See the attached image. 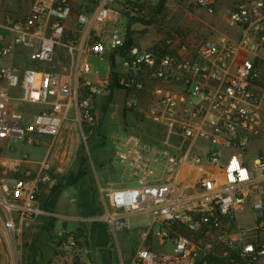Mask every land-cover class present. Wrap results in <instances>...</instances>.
Here are the masks:
<instances>
[{
    "label": "built area",
    "instance_id": "1",
    "mask_svg": "<svg viewBox=\"0 0 264 264\" xmlns=\"http://www.w3.org/2000/svg\"><path fill=\"white\" fill-rule=\"evenodd\" d=\"M156 1L31 0L27 10L3 15L0 58L22 49L42 63L0 65V250L7 249L11 264H24L22 245L29 240L22 227L44 224L49 212L41 205L43 193L55 181L47 156L33 159L18 144L39 147L43 137L54 139L72 112L79 122L94 124L91 97L100 87L87 78L92 55L119 61L124 89L150 91L149 110L167 132L163 146L120 139L115 154L124 159L122 171L131 170V183L102 185L97 179L102 207L79 218L86 235L62 227L56 232L71 250V264L82 261L96 220L115 235L131 228L137 214L148 220L129 264H216L210 255L217 244L225 262L264 263L258 185L264 150L250 166L244 158L264 121V59L258 54L264 0H239L226 17L236 34L204 38L194 52L161 41L128 44L130 28L121 19L143 20ZM194 1L212 11L211 0ZM253 196V226H233L241 204ZM148 237L152 245L143 243Z\"/></svg>",
    "mask_w": 264,
    "mask_h": 264
},
{
    "label": "rangeland",
    "instance_id": "2",
    "mask_svg": "<svg viewBox=\"0 0 264 264\" xmlns=\"http://www.w3.org/2000/svg\"><path fill=\"white\" fill-rule=\"evenodd\" d=\"M238 1L211 0L212 11H208L206 6L194 0H157L154 5L147 8L143 20L131 22L127 17H123L121 21L129 25V37L136 45L150 46L161 41L163 44H169L176 51L183 50L184 47L186 52H194L204 38L233 35L232 28L226 23V17ZM159 2H161L160 6H158ZM108 58L90 56L88 61L92 65L93 73L87 74V78L92 81L96 76H102L106 72ZM1 61L20 68L29 66L40 68L42 65L22 49H18V54L4 57ZM260 85L264 86V66ZM108 92L109 90L101 89L91 97L92 110L96 118L93 125L79 122L72 112L67 115L54 139L43 137L45 143L39 147L18 144V147L23 146L33 159L38 160L47 156L52 163L55 185L66 183L68 178L75 176L81 168L85 169V175L73 182L74 184H67L49 196L47 205L51 209L57 211L64 209L81 216L98 214L102 201L96 189L97 179L102 185L131 182L133 174L130 169L127 168L122 172L120 168L121 173L112 171L113 166L108 159L113 155V148L106 144L107 141L115 139L120 141L121 138L132 136L164 145L167 127L163 122L156 120L149 110V90L140 92L119 86L113 88L110 97ZM261 150H264V122L261 134L249 142L244 152L246 165L250 166L253 158ZM116 162L121 163V159ZM70 197H75V200H69ZM70 205L75 206V209L69 208ZM42 220L51 222L54 226L50 228L49 224L43 225L38 220H34L22 227V232L29 240L22 245L23 258L26 253L25 246L35 240L39 249L43 245L44 250L47 251L42 264H71V250L62 245L63 239L57 238L56 232L62 227L61 224L55 222L54 216ZM147 220L145 215L131 216L132 226L122 231L124 235L118 231L114 235L105 221L96 220L91 229L89 260L93 264H121V261L129 264L131 253L136 245L142 242L140 231ZM234 222L233 226L236 224L244 228L253 226V210L247 207V201L241 204ZM135 228L138 235L131 232ZM178 229L185 231L181 227ZM143 243L152 245L151 238L148 237ZM153 247H158V244L154 243ZM164 248L170 249L171 244L166 242ZM222 249V245L217 244L213 256L219 258L217 254H220ZM0 264H11L6 248L0 250ZM75 264L87 263L75 262ZM220 264L244 263L223 261Z\"/></svg>",
    "mask_w": 264,
    "mask_h": 264
},
{
    "label": "crops",
    "instance_id": "3",
    "mask_svg": "<svg viewBox=\"0 0 264 264\" xmlns=\"http://www.w3.org/2000/svg\"><path fill=\"white\" fill-rule=\"evenodd\" d=\"M30 1L31 0H0V22H1L2 18H3V15L6 12H15V11H25V10H27L29 8ZM0 31H1V29H0ZM232 32H233V35L236 34V31L234 29H232ZM258 54H260V56L264 59V48L258 50ZM88 58H90V56ZM1 59L2 58H0V65H4V63H2V61H1ZM108 59H109V62H108V66H107L106 72L102 76H96L92 80V82H94L95 84H97L100 87V90L101 89L108 90V85L110 83V74H111L112 71L117 72V80H118V82H119V77L121 75L122 67L119 64V61H117L116 63H113L114 65L112 66L111 65L112 64V59H113L112 56L110 55ZM91 73H93V72H91ZM96 75H98V72H96ZM119 85H120L121 88H123L120 83H119ZM112 141H107L106 142L107 145H110V147L113 148V155H112L111 159L109 157H107V159L109 158L108 160L110 161L111 165L113 166L112 167L113 168L112 171L116 172V173H121V171L119 169L121 168L122 164L124 163V159L122 157L116 156V154H115V151H116L115 149L117 147V143L119 144V142H118L119 139H117V140L115 139V140H112ZM118 159L119 160L121 159V163L120 162L119 163L116 162ZM116 163H117V165H116ZM105 168H106V166H105ZM55 183H53L49 188L45 189V191H44V195L45 196H43V201H42V204H41L42 207L49 212L47 218L54 216L56 218L55 222H59V224H61L62 228L66 229L68 231L77 230L80 235H86L88 226L86 224H83L82 222L79 221V218L84 216V215H82V216L81 215H76L75 213H70V212L64 211V209L62 211H57V210L51 209L47 205V201H48L49 196L54 191H58L61 188H63L64 186L67 185V184H64L60 188L52 191L51 187L53 185H55ZM71 184H74V183H70L68 185H71ZM108 184H111V183H105V185H108ZM112 184H115V183H112ZM124 184L126 185V184H129V183L126 182ZM116 185H122V183H119V184L116 183ZM258 185H259V188H260V190L262 192L261 195L263 196V199H264V179H261L260 183ZM72 194H74V191L72 192ZM254 198H255V196L251 197V199L247 201V207L248 208L252 209V201H253ZM69 200L74 201L75 197L74 198L70 197ZM71 207L73 209H75V206H71L70 205L69 208H71ZM93 215H95V214H93ZM93 215H87V216H93ZM137 215H145V214H137ZM137 215H133V216H137ZM145 216L147 217V215H145ZM253 217H254V215H253ZM53 226H54V224H53ZM68 226H70V229H68ZM131 232L133 234L138 235L136 228L134 230H132ZM119 233L121 235H124V233H122V231H119ZM89 248H90L89 245L86 246V247L84 246L82 248V253H81L82 254V259L81 260L82 261H80L81 263H85V261L89 260V258H88V255H90ZM46 252L47 251L44 250V247L42 245L40 247L41 264L44 263V257L46 256ZM86 252H88L89 254L86 253Z\"/></svg>",
    "mask_w": 264,
    "mask_h": 264
},
{
    "label": "trees",
    "instance_id": "4",
    "mask_svg": "<svg viewBox=\"0 0 264 264\" xmlns=\"http://www.w3.org/2000/svg\"><path fill=\"white\" fill-rule=\"evenodd\" d=\"M160 4H161V2H159L158 6H160ZM131 43H132V39L130 37H128V44H131ZM111 65L113 66L114 64L112 63ZM119 86L120 85H119V82L117 80V72L112 71L110 74V83L108 85V90H109L108 97L111 96V92H112L113 88L119 87ZM85 173H86L85 169L81 168L80 171L75 176L69 177L68 181L64 184H69V183L75 182L76 180L81 178L83 175H85ZM64 184L61 183L59 185H53L52 191L60 188ZM43 225H48L50 228L53 227V224L51 222L50 223L44 222ZM210 259L212 261H214L216 264H220V262H223L222 259L215 257V256H212V255H210ZM24 264H41L40 249L36 246L35 240H33L32 243L28 244V248H27V251H26L25 256H24Z\"/></svg>",
    "mask_w": 264,
    "mask_h": 264
}]
</instances>
